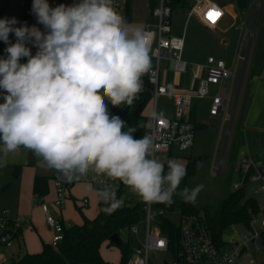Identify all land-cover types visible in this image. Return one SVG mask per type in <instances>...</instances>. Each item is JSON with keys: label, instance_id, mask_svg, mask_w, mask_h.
<instances>
[{"label": "clouds", "instance_id": "clouds-1", "mask_svg": "<svg viewBox=\"0 0 264 264\" xmlns=\"http://www.w3.org/2000/svg\"><path fill=\"white\" fill-rule=\"evenodd\" d=\"M32 13L45 31L26 23L16 27L15 17L0 19V40L8 45L7 57L0 58L5 157L24 147L40 158L39 167L56 170L68 182L92 171L122 181L144 202L173 203L185 164L170 159L165 173L163 162L149 158L152 138L134 139L136 129L125 131V122L110 117L105 102L131 105L141 92V77L151 69L144 30L127 23L112 0L56 7L33 0ZM27 43L38 49L35 55ZM202 189L185 188L180 195L194 203ZM97 196L107 214L123 203L111 185Z\"/></svg>", "mask_w": 264, "mask_h": 264}, {"label": "built area", "instance_id": "built-area-1", "mask_svg": "<svg viewBox=\"0 0 264 264\" xmlns=\"http://www.w3.org/2000/svg\"><path fill=\"white\" fill-rule=\"evenodd\" d=\"M129 0H112V6L121 16H125ZM149 4L151 21L143 28L148 38L151 56V69L141 77L142 90L137 94L131 105L122 104L113 106L105 101L109 115L118 116L125 122V131L129 127L135 128V122L144 121V135L152 138V149L149 158L161 161L163 154H168L173 148L187 152L193 148L195 142V125L190 120L191 109L196 100L208 98L211 87L216 86L218 91L211 96L210 114L222 116L223 123L231 121V103L234 86L237 79L235 72L229 69L223 60L209 56L204 64L191 65L184 58L185 37L173 34V8L170 0H147ZM211 14V18H210ZM196 16L208 28H214L224 17V10L215 3L205 0H196L190 11V16ZM33 46L27 43L26 46ZM172 67L176 74L192 71V79L199 80L196 91L186 93L175 92L167 84V72ZM229 83V87H226ZM149 86L152 92L147 94ZM162 97H172L174 102V115L172 118L161 115L157 102ZM152 104L149 114L143 113L147 104ZM137 111L136 115L134 112ZM17 153V150L14 152ZM239 171L241 180L234 184V190H239L246 179L249 183L257 184L252 196L264 194V162H255L249 155L240 157ZM90 185L96 193L108 186H114L115 180L89 171L85 177L68 182L61 173L53 179L56 198L53 207L58 212H51L49 203L44 196L35 195L37 205L46 215L47 224L53 234L52 246L57 247L65 236V230L71 225L59 216V210L65 201L71 198V190L77 183ZM99 199V198H98ZM131 199V198H128ZM143 207L144 216L136 225L123 228L120 238H132L134 243L140 240V228L144 230L140 244H136L135 252L127 264H245L253 258L255 252L262 250L261 234L264 232V217H255L247 224L231 225V236L223 237L217 243L211 236L206 222L201 217L184 215L176 223L180 228V245L176 253L169 248L168 238L162 234L157 223L159 217L168 215L155 204L144 202L141 197L138 201ZM100 204H104L99 199ZM78 210L84 211L89 206V199L76 200ZM261 213L264 205H261ZM260 213V214H261ZM22 224L19 218L10 216L9 210H3L0 215V245L10 248L15 240V233ZM151 255L160 258L151 261ZM0 264H11L4 254H0Z\"/></svg>", "mask_w": 264, "mask_h": 264}, {"label": "crops", "instance_id": "crops-1", "mask_svg": "<svg viewBox=\"0 0 264 264\" xmlns=\"http://www.w3.org/2000/svg\"><path fill=\"white\" fill-rule=\"evenodd\" d=\"M141 1L144 4L143 5L144 9L141 14L142 16V20H141L142 28L141 29H143L145 24L151 21V17H150L149 4L147 0H141ZM205 1L215 3L224 10V17L219 22V24L215 26L214 28H208L204 24H202L201 21L196 16L192 15L191 17H194L196 21V27L203 29L204 34L202 32L197 31V28L194 26L193 31L191 32L192 36L189 39H187L186 33L182 29V27H180V29L177 32H175V28H174L175 20L174 19H175L176 11L178 9L177 8L173 13V20H172L173 34L175 36L185 37L184 55L192 54V55L201 57V61L197 63H193V65L196 66V65L204 64L209 56H213L216 59L223 60L226 63L227 67L231 69L233 72H235V76L238 82L240 81L239 73H238L239 64L241 62H245L244 60H246V57H247V60H249V54H250L249 52H250L251 44L253 43V34L255 35L256 32H257L256 45L258 44L260 45L261 36L264 31V0H205ZM47 2L49 3L50 7H56L60 4H64L67 6L69 2L71 3V5H73V4L79 3L80 0H47ZM188 3H189V0H185L179 8H181V10L188 9L189 11L188 17H189L192 7L196 4V0L190 6ZM32 4H33V0H31V4H30L31 13H32ZM24 6H25V0H0V19L15 17L16 20L18 21V23L15 26L19 27L22 21V18H23ZM32 15L34 17V20L31 23L30 27L36 26L42 32L45 31L44 27L40 28V24L37 22L36 16L33 13ZM124 18L126 22L129 24H132V21L134 20L133 13L131 11L130 0L127 3V11H126ZM136 18L137 17H135V19ZM249 35H251L250 38H249ZM11 38L12 40L13 38H16L14 33L11 35L9 34V41L11 40ZM1 42H4V41L0 40V43ZM15 42L16 40L14 41V43ZM245 45H248V47H247V54L244 57L243 55H241V53L244 50ZM259 45L255 53L254 54L252 53V55H254V58L258 53ZM7 46L8 45L6 44L3 49H6ZM234 48H235V51H238V56L235 58V61L232 64L230 62V58H232L231 55H234V53H232ZM206 51H208V55H206L207 54ZM226 52H227L228 61H226V59L223 57V55L226 54ZM171 71H173L172 67L168 69L167 75ZM176 75H179V74H176ZM191 80H192V83L194 82L198 83V86H199L198 79L193 81L192 73H191ZM226 85H227L226 87H229L230 84L227 83ZM168 86L172 87V89L175 92H181V93H186L189 91H196L198 89V86H197V88L195 89L191 88V89L177 91L176 89L178 88V82L176 81L171 82L170 84H168ZM261 90H264V88H258L253 98V104L251 107V111L249 113V117L247 118V123H249V125L250 124L254 125V123H256V119L258 115L253 117V122L251 118L253 116L252 112H254L256 107L259 108L260 104L262 103V99L259 98ZM217 91H218V88L216 86H212L211 94L208 98L200 99L199 102L198 100H196L193 104V107L191 109V114H190V120L193 124H197V126L199 127L195 130L194 146L192 149L187 151L190 158L195 153L194 150L196 147L195 144H196L197 131H206L203 129L205 128L209 129L210 127H215L216 125H221V124H222V130L224 128L223 127L224 124L226 125L228 124L229 125L228 130H231L239 104H241L242 109L244 108L246 96L248 95V88H240L239 97H238L237 104L234 110L236 95L238 93V88H236L235 90V86H234L233 95H232L233 102L230 106L232 119L228 123H223L221 115L212 116L210 114V107L212 103L211 96L216 94ZM4 95H6V93L0 92V101H4L3 99ZM163 98H170L172 100V111L168 113V117L172 118L174 115L173 99L172 97H163ZM200 102L201 103L203 102V105H205L208 108V112L210 115L209 117L211 119L208 123H205V124L199 123L197 119L198 103ZM147 105H149V108L151 111L152 104L149 103ZM140 121H143V120H139V122ZM221 134H220V137H221ZM255 134L261 137L259 139L260 140L259 145L255 144L254 142ZM244 137H245V141L247 142V144L248 143L250 144L251 136H248L245 133ZM262 139H264V128L256 129L253 127V149H251V145H250V148L249 147L247 148L250 154H246V155H249L255 162H264V154H263L264 153V145H263L264 140L262 142ZM198 143L199 144L201 143L200 136L198 139ZM2 148H3V145L2 143H0V215L2 211L6 209V210H9L11 217L19 218L22 223L27 222V224H22L21 227L16 230L15 240H14L13 245L10 248H5L0 245V254H4L5 257L9 260V262L12 263V260L21 258V256L24 255L25 253H30V254L40 253L43 249V244H52L53 234L47 224L46 215L43 212V210L40 208V206L37 205V202L35 201V195H40L35 192V179L37 178V176L48 178L47 193L41 196H44V199L49 203L51 212L54 214H58V212L53 207V202L56 198V194H55V190L53 186V179L58 175L59 172H57L54 169H47V168L39 167L38 161L35 164L31 166L27 165L26 166L27 168L22 169L23 164H28L27 163L28 155L25 159L20 157L19 159L17 158L16 160H14L13 163H8L4 158V155L2 153ZM11 153L12 155L17 156L19 154V148L17 149V153H14V152H11ZM180 153H183V152L179 151L178 148H173L170 153L163 154L161 158V162L163 158L170 159L171 157L180 155ZM201 157L202 156L199 155L196 158H201ZM240 157L238 158V169H239ZM22 159L24 160V163H21ZM165 169H168L166 165H165ZM15 171L17 172L18 175H15ZM238 172H239V177L241 180L240 171ZM78 184L79 183L74 185V187L71 190V198L67 199L59 210V216L71 226L81 225L83 223L81 212L77 209V206H76V200H80L85 197L88 198L89 206L86 209L91 208V203H92L91 198L93 194L89 190L86 189L84 193L81 194V196L79 197H77L73 193L75 186ZM15 185H17L18 187L13 190V187ZM256 188H257V184L249 183L248 184V195L252 196L253 191ZM95 198L98 200V203L95 204L93 207V216H88L86 215V212L83 211V213L88 218H91V219H93L97 215L98 209H99V199H98L97 193L95 194ZM256 198L259 199L261 203H263L264 205V194L263 193L258 194ZM133 203H134V200H133ZM263 213H264V209H263ZM74 220L76 221L75 223H74ZM143 233H144V230L141 227L140 228V240L136 241L134 243L135 245L140 244L141 239L143 237ZM105 244H107L108 247L112 246L110 244V240L104 242L102 246ZM102 246H101V256L103 260L107 262L102 253ZM261 251H263V249L254 253L253 259L249 261L250 264L263 263V259L262 257H260ZM120 259H121V252H120ZM109 264H114V263H109Z\"/></svg>", "mask_w": 264, "mask_h": 264}, {"label": "rangeland", "instance_id": "rangeland-1", "mask_svg": "<svg viewBox=\"0 0 264 264\" xmlns=\"http://www.w3.org/2000/svg\"><path fill=\"white\" fill-rule=\"evenodd\" d=\"M195 0H189V6L193 4ZM143 2L141 0H130V6L131 11L133 13L134 20L132 21L133 26H138L142 28L141 20H142V12L144 9ZM67 6H71V3L69 2ZM138 14V15H137ZM188 9L181 10V8H178L175 15V23L174 28L175 32H177L180 27L185 31L186 38L189 39L192 36V31L194 26L196 27V21L194 17L189 16ZM124 18V15L122 16ZM135 17H137L135 19ZM125 19V18H124ZM255 21V19H254ZM44 27L42 24H40V28ZM197 28V27H196ZM197 31L202 32L204 34V30L197 28ZM13 33H10V35ZM251 35H249V38ZM256 38H257V32L254 35L253 34V43L251 44L250 48V54H249V60H247V64L245 67V74L243 78V82L241 85V88H248V95L246 96V101L244 108L242 109L241 104H239L237 113L235 115V119L233 122V126L231 130H228L229 125L224 124L223 130H222V124L216 125L215 127H210L209 129L205 128L203 130L206 131H197L196 135V147H195V153L190 158L187 152L180 153V155H177L175 157H171L170 159H174L177 162L183 163L186 166V175L182 178L180 181L179 186L177 187L175 193L172 196L173 203L170 205L167 204L168 207H174L175 211L169 213V217L174 221L178 222L180 217L179 207L182 204L183 197L180 195V193L185 189H193L198 185H203L202 191H200L196 197L195 202L193 203L198 209L203 210L207 207H214L220 202H222L228 193L234 190V184L240 182L239 177V169H238V158L240 156H245L246 154H250L248 151V147L253 149V127L258 128H264V90H261L259 98L262 99V103L260 104V107L254 110L252 112V122L253 117L258 115L256 119V123L250 124L247 123V118L249 117V113L251 111V107L253 104V98L255 96V93L258 88H264V31L261 36L260 45L258 48V53L254 58V54L258 45H256ZM16 38H11L10 42L14 43ZM5 42L0 43V58H6L7 53L5 52ZM27 47H29L27 45ZM247 47L248 45H245L244 50L242 51L241 55L244 57L247 54ZM31 50V54L35 55L37 52V48L35 46L29 47ZM231 51V50H230ZM5 52V53H4ZM228 52V51H227ZM227 52L223 55V57L228 61L227 59ZM236 52V54H235ZM206 55H208V51H206ZM234 55H231L232 58H230V62L233 64L235 61V58L238 56V51H235V48L233 50ZM184 58L191 64L197 63L201 61V57L195 56L192 54H186L184 55ZM27 57H22L20 62L26 63ZM245 61V60H244ZM191 64V65H192ZM244 62H241L238 67V73L239 78L241 76L242 68H243ZM191 73L192 71L189 70V72L184 74L176 75L173 71H171L167 75V84H170L171 82H178V88L177 91L185 90V89H191V88H197L198 83H192L191 80ZM239 87V81L236 82L235 90ZM0 92H4L3 89H0ZM5 93V92H4ZM235 96V95H234ZM200 100H198L199 102ZM3 103L4 101H0ZM233 102V100H232ZM241 103V102H240ZM259 103V102H258ZM232 104V103H231ZM157 108L161 115L168 116V113L172 111V100L170 98H160L157 102ZM144 114L150 113L149 105H146L143 108ZM260 111V112H258ZM208 108L203 105V102L198 103V110H197V119L199 123H208L211 119L209 117ZM228 123V122H227ZM136 131L133 133L134 139H140L143 137L144 134V121H140L138 123H134ZM248 125V126H247ZM222 133V134H221ZM245 133L250 137V144L245 141ZM221 134V137H220ZM199 136L201 137V143H198ZM261 137L257 134L254 135V142L255 144H260ZM264 139H262L263 142ZM254 144V145H255ZM264 145V142H263ZM29 150V149H28ZM25 149L24 147L19 148V154L17 156L12 155V153H8L5 157L3 148L2 153L4 155L5 160L8 163H13L14 160L17 158L19 159L22 157L25 159L28 155V164H23L22 169L27 168L26 166L33 165L38 161V157L35 156V154L29 150ZM187 153V154H186ZM201 153V154H200ZM205 154V156H204ZM264 154V153H263ZM199 155H201V158H196ZM224 155V157H223ZM223 157V158H222ZM21 160V163H24V160ZM169 158H163L162 162L164 165L167 166V161L170 160ZM195 159V171L192 174L187 175V164L188 162H192ZM199 164V167L197 165ZM18 186L15 185L13 187V190L16 189ZM89 190L93 196L91 198V208L85 209L86 215L93 216V207L95 204L98 203V200L95 198V191L89 186L84 183H79L75 186L73 193L79 197L81 194L84 193L85 190ZM250 193V192H249ZM125 194L128 198H133L134 203L138 202L140 200V196L131 190L129 187L126 189ZM260 216L264 217V213L260 214ZM76 221L74 220V223ZM240 230H243V226L240 225ZM143 232V231H142ZM141 232V233H142ZM225 236H231L232 235V229L228 228L225 230ZM142 237V236H141ZM123 241H126V237H121ZM102 253L105 258V260L109 263L117 264L120 262V249L117 246H111L108 247L107 244L102 246ZM260 257L263 259L264 264V251L260 252ZM160 258L154 257L151 255V261H159ZM253 259V258H252ZM251 259V260H252ZM245 264H250V262H246Z\"/></svg>", "mask_w": 264, "mask_h": 264}, {"label": "trees", "instance_id": "trees-1", "mask_svg": "<svg viewBox=\"0 0 264 264\" xmlns=\"http://www.w3.org/2000/svg\"><path fill=\"white\" fill-rule=\"evenodd\" d=\"M185 0H170L173 11L179 8ZM31 0H25L24 13L19 27L27 24L30 27L34 20L30 8ZM195 125V130L199 127ZM203 127V126H202ZM195 159L187 164V175L195 171ZM168 169H165L167 173ZM15 175H18L15 171ZM46 177L35 179V192L43 195L47 193ZM249 181L246 179L244 185L239 190H233L226 198L214 207L198 209L192 202L184 199L179 207L180 216L189 215L203 218L209 227L212 238L220 243L225 235V230L231 225H247L252 218L258 217L261 213V201L255 196L248 195ZM117 199L123 198L121 207L107 214L102 211L107 205L99 203L97 215L88 218L82 210L81 225H72L65 230L64 240L54 247L51 244H43V249L38 254L25 253L21 258L12 260L11 264H109L101 256V246L109 241L113 234H120V231L131 225H136L142 221L144 216L143 207L140 202L133 203V198L128 199L125 194L128 188L120 180H115ZM156 208L164 209L168 214L175 211L174 207H168L166 203L156 202ZM157 223L163 235L169 240V248L172 253H176L180 245V228L176 222L172 221L169 215L159 217ZM261 246L264 251V232L261 234ZM112 246L113 243L110 242ZM116 246V245H115ZM118 247V246H117ZM121 259L119 264H127L128 260L135 252L136 245L132 238L122 240L119 246Z\"/></svg>", "mask_w": 264, "mask_h": 264}, {"label": "water", "instance_id": "water-1", "mask_svg": "<svg viewBox=\"0 0 264 264\" xmlns=\"http://www.w3.org/2000/svg\"><path fill=\"white\" fill-rule=\"evenodd\" d=\"M246 64H247V57H246V60L244 62V66H243V69H242V73H241V76H240V81H239V87H238V93L236 95V101H235V104H234V110H235V107H236V104H237V100H238V97H239V91H240V88H241V84L243 82V78H244V74H245V67H246ZM152 92V87L149 86L148 88V91H147V94H150ZM137 111L134 112V114L136 115ZM234 113V112H233ZM110 242L113 243L114 245L116 246H121L122 244V240L121 238L119 237L118 234H113L111 237H110Z\"/></svg>", "mask_w": 264, "mask_h": 264}, {"label": "snow or ice", "instance_id": "snow-or-ice-1", "mask_svg": "<svg viewBox=\"0 0 264 264\" xmlns=\"http://www.w3.org/2000/svg\"><path fill=\"white\" fill-rule=\"evenodd\" d=\"M210 18H211V14H210Z\"/></svg>", "mask_w": 264, "mask_h": 264}]
</instances>
